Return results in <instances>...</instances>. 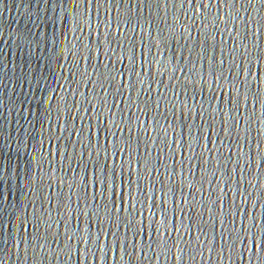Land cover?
<instances>
[{"label":"water","instance_id":"water-1","mask_svg":"<svg viewBox=\"0 0 264 264\" xmlns=\"http://www.w3.org/2000/svg\"><path fill=\"white\" fill-rule=\"evenodd\" d=\"M0 264H264V0H0Z\"/></svg>","mask_w":264,"mask_h":264}]
</instances>
